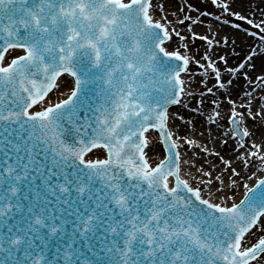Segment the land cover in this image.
Masks as SVG:
<instances>
[{"label": "snow or ice", "instance_id": "1", "mask_svg": "<svg viewBox=\"0 0 264 264\" xmlns=\"http://www.w3.org/2000/svg\"><path fill=\"white\" fill-rule=\"evenodd\" d=\"M237 3L0 0V264H264V0ZM209 18L260 48L230 64Z\"/></svg>", "mask_w": 264, "mask_h": 264}, {"label": "bare ground", "instance_id": "2", "mask_svg": "<svg viewBox=\"0 0 264 264\" xmlns=\"http://www.w3.org/2000/svg\"><path fill=\"white\" fill-rule=\"evenodd\" d=\"M210 3V0H207ZM238 8L241 10H245L247 8V4L245 3L243 6L240 5L239 0L237 3ZM211 25L213 27V31L218 32L219 36H229L230 42L228 45L221 44L219 47V53L221 55H225L226 57H230L229 63L235 65L238 60H240L242 57L246 56L248 54V49L254 48L259 49L260 48V41L255 40V38L247 35L242 29L237 30L233 27H230L228 25H224L221 22L213 21L211 18L205 21L204 25H201L197 30L201 32H205L207 30V27ZM245 28H250L251 26L247 25L246 22L243 25ZM252 30H255L254 28ZM231 41H235V43H232ZM202 44H204L203 41H200ZM203 50V46L200 48ZM262 58L260 56H257V63L260 62ZM231 145V148L229 149V152L231 151L233 145L231 142H229ZM237 195H242V193L238 190Z\"/></svg>", "mask_w": 264, "mask_h": 264}, {"label": "rangeland", "instance_id": "3", "mask_svg": "<svg viewBox=\"0 0 264 264\" xmlns=\"http://www.w3.org/2000/svg\"><path fill=\"white\" fill-rule=\"evenodd\" d=\"M196 4H197V6H207L209 9H212L213 8V6L207 0H196ZM201 10H204V8L201 7ZM232 19L235 20L237 23L242 24V26L245 24V22L239 21L235 17H233ZM202 46H203V44L199 40L196 41V47L197 48H201ZM230 148H231V145L229 143L226 151H229Z\"/></svg>", "mask_w": 264, "mask_h": 264}]
</instances>
